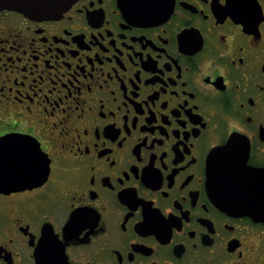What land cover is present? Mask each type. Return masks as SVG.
I'll list each match as a JSON object with an SVG mask.
<instances>
[{
  "label": "flooded vegetation",
  "instance_id": "af4514ba",
  "mask_svg": "<svg viewBox=\"0 0 264 264\" xmlns=\"http://www.w3.org/2000/svg\"><path fill=\"white\" fill-rule=\"evenodd\" d=\"M0 86V264H264V0L0 8Z\"/></svg>",
  "mask_w": 264,
  "mask_h": 264
},
{
  "label": "water",
  "instance_id": "95a60500",
  "mask_svg": "<svg viewBox=\"0 0 264 264\" xmlns=\"http://www.w3.org/2000/svg\"><path fill=\"white\" fill-rule=\"evenodd\" d=\"M75 0H0V8L14 9L31 17L49 18L62 14ZM7 139H3L6 142ZM4 155V154H3ZM8 158V157H6ZM0 157V193H9L23 189L27 185V176H22L20 164L15 160ZM13 158V156L11 157ZM18 162V161H17ZM49 174L48 162H45L44 173L39 174L40 181H45ZM255 199V198H251ZM257 200H263L257 198ZM255 217L264 220V204H250Z\"/></svg>",
  "mask_w": 264,
  "mask_h": 264
},
{
  "label": "snow or ice",
  "instance_id": "6c2138e0",
  "mask_svg": "<svg viewBox=\"0 0 264 264\" xmlns=\"http://www.w3.org/2000/svg\"><path fill=\"white\" fill-rule=\"evenodd\" d=\"M25 79H26V77H25ZM39 83H40V79L37 78L36 80L33 81V84H32V87L35 90L36 96H40V94L44 91L43 87H36V85L39 84ZM2 90H3V86H0V91H2ZM51 91L52 92H57L58 89L56 87H53ZM69 94H71V89H69ZM20 95H24V93H19L18 94V98H19ZM62 99H63L62 96H57L55 99H52L51 93H45L43 99L40 102L43 103V100H48V103L52 105L53 114H54L55 113V109L60 106V103H61ZM33 100L35 102V97H33ZM70 107L71 106L69 105V106L65 107L63 110L66 113H68ZM4 135L5 134L3 132H0V137H3ZM0 144H2V141H0ZM36 147H37V149H39L40 145L37 144Z\"/></svg>",
  "mask_w": 264,
  "mask_h": 264
}]
</instances>
